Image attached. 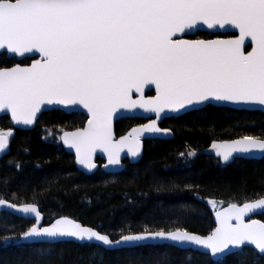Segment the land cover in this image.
I'll list each match as a JSON object with an SVG mask.
<instances>
[{"label": "snow or ice", "instance_id": "1", "mask_svg": "<svg viewBox=\"0 0 264 264\" xmlns=\"http://www.w3.org/2000/svg\"><path fill=\"white\" fill-rule=\"evenodd\" d=\"M199 22L209 28L231 25L239 34L183 39ZM0 52L40 57L29 65L0 66V112H10L17 125H32L45 104L82 106L87 126L65 132L62 139L75 149L77 164L89 171L97 168V149L107 155L104 167L115 169L122 167L125 149L134 159L142 155L145 134L171 135L158 126L161 114L186 113L214 102L264 106V0H0ZM149 85L155 86L154 96L144 95ZM137 109L154 113L156 119L117 140L114 116L119 110ZM13 135L11 130L0 131V153L6 154ZM212 148L225 164L264 159V138L258 136L214 141ZM196 154L189 150L180 157ZM208 203L215 208L222 202ZM7 208L34 214L37 223L15 239L3 237L0 245H50L35 250L41 256H51V245L72 238L109 250L194 245L218 261L251 245L264 254V222L246 220L249 214L264 212V194L217 211L218 226L206 236L165 225L158 230L128 229L127 234L121 228L114 239L68 217L40 226L35 203L16 205L0 199V209Z\"/></svg>", "mask_w": 264, "mask_h": 264}, {"label": "trees", "instance_id": "2", "mask_svg": "<svg viewBox=\"0 0 264 264\" xmlns=\"http://www.w3.org/2000/svg\"><path fill=\"white\" fill-rule=\"evenodd\" d=\"M198 37L214 36L200 33ZM30 62L29 58L18 61L6 53L0 54V66ZM86 119L81 113L53 110L43 113L34 129L23 130L15 128L8 116L0 117V131L14 133L7 154L0 159V199L20 205L35 203L46 224L68 216L118 239L121 228L127 234L128 229L158 230L165 225L207 235L215 228L216 210L264 194V159H237L224 164L213 156L180 157L181 152L187 153V145L203 150L216 139L245 135L264 138V112L208 105L165 119L166 126L174 131V139L150 141L142 159L118 174L93 175L76 167L62 143L64 132ZM138 121H118L117 134ZM197 196L203 199H196ZM209 200L222 203L213 208ZM256 217L264 221V213ZM34 223L2 211L0 240L15 239ZM48 247L46 243L25 241H20V246L0 245V264H264V256L252 248L219 261L208 254L167 245L109 250L93 242L69 241L51 245V256L35 251Z\"/></svg>", "mask_w": 264, "mask_h": 264}, {"label": "water", "instance_id": "3", "mask_svg": "<svg viewBox=\"0 0 264 264\" xmlns=\"http://www.w3.org/2000/svg\"><path fill=\"white\" fill-rule=\"evenodd\" d=\"M187 34L186 35H183L182 38L183 39H188V40H215V39H229L231 37H233L234 35H238L239 32H238V29H235L234 26H231V25H226L224 26L223 28H221L219 25L213 27V28H209L206 24H204L203 22H199L193 29L191 30H186ZM200 33H209L211 35H213L214 37L212 38H196V36ZM249 42L246 41V44H248ZM248 50L250 51L251 48L248 47ZM3 53H6V52H0V54H3ZM8 57H14L16 58L18 61H22L26 58H29V59H39V54H28L26 57H19V56H16V55H13V54H9V53H6ZM31 60V62H32ZM30 62V64H31ZM20 64V63H19ZM22 66L24 65H29V64H21ZM156 93H155V86L154 85H149V86H146L145 87V90H144V95L145 96H154ZM138 94H134V98H136ZM208 105H213V106H217V107H224V108H230V109H235V110H247V111H261V112H264V106H261V105H253L251 107H239V106H236L230 102H214L212 104H207L205 106H201L195 110H189L188 112H181L180 114H177V113H172V112H168L166 114H161V118L158 120V126L160 128H162L160 126V124L165 120V119H168V118H178V117H181L189 112H192V111H198V110H202L204 108H206ZM53 110H60L62 112H65L67 114H72V113H81V114H84L87 116V121H88V113H87V110L84 109L82 106H72V107H69V106H65V105H60V104H57V103H53V104H45L42 106V109H41V112L38 113L37 115V119L36 121L34 122V124L32 125H24V124H19L17 125L11 118V113L8 112L7 110L3 111V112H0V117L2 116H8L10 118V121H11V124L17 128V129H23V130H32L36 127V124L40 118V116L45 113V112H49V111H53ZM138 119V120H146L145 123L143 124H146L149 122V120H153V119H156V116L154 113H147V112H144L143 110L141 109H137L135 110L134 112H130L128 110H119L118 113L114 116L113 118V132H114V136L116 138V125H117V122L122 120V119ZM87 121H86V124H85V127L87 126ZM139 125H142V124H139ZM139 125L137 126H134V127H138ZM132 127V128H134ZM132 128L125 134L127 135L131 130ZM162 129H167V128H162ZM171 131V135L169 136H155V137H152L150 138L149 137V134H145V137L143 138L142 140V144H143V141L145 139H153V138H158V139H174L175 138V135H174V132L169 129ZM76 131V130H74ZM74 131H70V132H74ZM124 135V136H125ZM239 139V138H238ZM118 140V139H117ZM236 140V139H234ZM227 141H232V140H227ZM216 142H223V141H216ZM63 145H64V148L65 150L71 154V155H74L75 156V165L76 167L82 171V172H85L86 174H93L96 172L97 168L96 169H93L91 171L83 168L82 166H80L79 164H77L76 162V154H75V149L74 148H71L69 147V145L65 144L64 143V140H63ZM9 148L7 149V152H8ZM189 150H194L192 149L190 146L187 145V152ZM143 151V150H142ZM6 152V154H7ZM195 152L197 153L196 156L194 157H191V158H195V157H198V156H201V155H209V156H213V157H216L218 159H220L219 157H217L216 155V150L212 148V144L206 148V149H203V150H195ZM6 154L4 153H0V159H2ZM99 156L101 158H103L105 161H106V164L107 165V155L106 153H104L102 150L100 149H97L95 155H94V161L96 159V157ZM121 165L122 167H117V168H113L112 166H109L108 168H105L103 167V169L107 172V173H110V174H115V173H119L123 170L124 168V165L122 163V161L124 159H130L132 161H137L139 158H132L131 156H129L127 154V149H125L122 153H121ZM248 160H260V159H248ZM96 163V162H95ZM229 164V163H228ZM104 165V166H105ZM4 200V199H3ZM7 201L9 204H15L13 202H10L8 200H5ZM16 205H20V204H16ZM38 209H39V206L37 205ZM227 206L223 207V208H226ZM223 208H220L218 210H216L214 212V215H213V220H214V223H215V228L218 226L217 225V219H216V212L217 211H220L222 210ZM2 211H6V212H9V213H12L13 215L15 216H18V217H21V218H26V219H31V220H34L35 221V224L37 223V221L34 219V214H24L22 212H19L15 209H11V208H7V209H0V212ZM40 211V209H39ZM41 212V211H40ZM264 212H260V211H257L256 213L254 214H249V216L246 217V220L247 219H255V220H260L259 218H255L254 216H258V215H261L263 214ZM41 220L39 221V225L40 226H43V227H47L49 225H44V214L41 212ZM63 217H68V216H63ZM61 218V217H60ZM69 219H73L71 217H68ZM59 219V218H58ZM57 220V219H56ZM55 220V221H56ZM75 220V219H73ZM52 222V223H55ZM78 223H81L80 221L76 220ZM262 221V220H260ZM264 222V221H262ZM82 224V223H81ZM83 225V224H82ZM85 226V225H84ZM86 227H89V226H86ZM214 228V229H215ZM213 229V230H214ZM212 230V231H213ZM211 231V232H212ZM194 233V232H193ZM197 235H201V236H206V235H202V234H198V233H195ZM210 234V233H209ZM208 235V234H207ZM78 242V243H87V242H79V241H76L74 238L72 239H68L64 242ZM98 244V243H97ZM105 247V246H104ZM106 248V247H105ZM177 248L179 249H182V250H194V251H198V252H201V253H204V254H209V252L205 249H203L202 247L200 246H194V245H189V246H186V247H180V246H177ZM244 248H252L253 250H255L256 252H258L256 249H255V246L254 245H251V246H246V247H243ZM107 249V248H106ZM120 249H132V248H120ZM240 251H233V253L231 254H226L223 256L222 259L228 257L229 255H232V254H235V253H238ZM259 255H262L264 256V254H260L258 252ZM211 256V255H210ZM213 258V257H212ZM215 261H218L216 258H213ZM221 260V259H219Z\"/></svg>", "mask_w": 264, "mask_h": 264}, {"label": "flooded vegetation", "instance_id": "4", "mask_svg": "<svg viewBox=\"0 0 264 264\" xmlns=\"http://www.w3.org/2000/svg\"><path fill=\"white\" fill-rule=\"evenodd\" d=\"M196 38H203V37H198V35L196 36ZM86 116V115H85ZM87 117V116H86ZM86 121H87V119L83 122V123H80L78 126H76L75 128H73V129H70V130H67L66 132H70V131H74V130H77V129H80V128H84L85 127V124H86ZM146 122V120H139L136 124H134L133 126H131L129 129H127V130H125V131H123L122 133H120V134H117V132H116V139H119L121 136H124L132 127H134V126H137V125H139V124H143V123H145ZM160 126L162 127V128H167V129H171V128H169L168 126H166V123H165V120L160 124ZM172 130V129H171ZM173 131V130H172ZM174 132V131H173ZM65 133V132H64ZM64 135V134H63ZM63 137V136H62ZM241 138V137H240ZM236 139H238V138H236ZM153 140H162V139H156V138H153V139H145L144 141H143V151H142V155L140 156V158L137 160V161H132V160H130V159H124L123 161H122V163H123V165H124V168H123V170L122 171H124L126 168H127V166L129 165V164H134V163H137V162H139L141 159H142V156H143V154H144V152H145V149H146V147H147V145H148V143L150 142V141H153ZM227 140H234V139H216V140H213V141H211V143H210V145L215 141H227ZM62 143H63V139H62ZM209 145V146H210ZM208 146V147H209ZM63 147H64V145H63ZM207 147V148H208ZM65 149V148H64ZM187 150V149H186ZM194 150H196V149H194ZM73 156V158H74V162H75V156L74 155H72ZM206 156H209V155H206ZM189 158H191V157H189ZM196 158V157H195ZM195 158H191V159H195ZM95 162H96V165H97V170H96V172L95 173H97V172H103V173H106V174H110V173H107L104 169H103V167H104V165L106 164V161L103 159V158H101V157H99V156H97L96 157V159H95ZM225 164V163H224ZM230 164V163H229ZM121 171V172H122ZM85 173V172H84ZM95 173H93V174H95ZM120 173V172H119ZM86 174V173H85ZM93 174H90V175H93ZM115 174H118V173H115ZM87 175H89V174H87ZM55 221V220H54ZM53 221V222H54ZM51 224V223H50ZM44 225H49V224H46L45 223V220H44ZM99 231V230H98Z\"/></svg>", "mask_w": 264, "mask_h": 264}]
</instances>
